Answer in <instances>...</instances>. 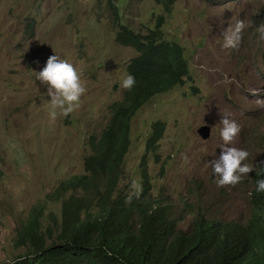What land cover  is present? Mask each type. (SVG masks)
I'll return each mask as SVG.
<instances>
[{"label": "rangeland", "instance_id": "obj_1", "mask_svg": "<svg viewBox=\"0 0 264 264\" xmlns=\"http://www.w3.org/2000/svg\"><path fill=\"white\" fill-rule=\"evenodd\" d=\"M164 14L163 34L185 52L190 77L142 106L131 124V146L117 192L128 195L142 171L153 196L176 208L179 228L198 215L246 222L251 188L264 162V0H178L172 11L152 0H0V264H12L24 248L14 246L17 228L70 175L85 172L91 134L108 125L110 105L123 96V79L137 51L117 42L121 25L146 33ZM252 21L236 48H225L224 31ZM72 63L86 92L68 116L50 117L47 85L36 79L51 55ZM261 88L259 96L249 90ZM223 114L240 126L233 147L247 150L256 166L235 186L220 187L209 161L219 157ZM164 122L157 148L147 141ZM211 126L203 138L198 128ZM191 207L187 209L185 202ZM48 202V201H47ZM60 217V202H48Z\"/></svg>", "mask_w": 264, "mask_h": 264}, {"label": "trees", "instance_id": "obj_2", "mask_svg": "<svg viewBox=\"0 0 264 264\" xmlns=\"http://www.w3.org/2000/svg\"><path fill=\"white\" fill-rule=\"evenodd\" d=\"M171 12L178 0H153ZM158 24L146 33L121 25L119 44L137 55L128 72L135 78L124 98L110 106L111 117L99 137L91 134L85 172L62 180L46 201L33 206L17 228L14 246L25 251L12 264H264V192L256 181L264 179V164L255 173L251 212L246 222L198 215L189 229L179 228L173 203L163 193H149V173L142 171L141 195L117 192L131 146V120L157 93L182 85L190 77L184 48L165 39ZM162 126L156 124L147 150L157 148ZM60 202V217L48 202ZM185 207H191L185 202Z\"/></svg>", "mask_w": 264, "mask_h": 264}, {"label": "clouds", "instance_id": "obj_3", "mask_svg": "<svg viewBox=\"0 0 264 264\" xmlns=\"http://www.w3.org/2000/svg\"><path fill=\"white\" fill-rule=\"evenodd\" d=\"M163 9L166 13H170L169 11L165 10L164 6H163ZM161 15H164V14H161ZM252 23H253L252 21H245L244 19L242 20L239 19L236 21L234 27L230 25L224 31V34H223L224 36L223 47L225 48L238 47L242 40V33L244 32L245 29L251 27ZM162 28H163V24H162ZM257 31L259 33V38L261 40H264V22H261L259 26H257ZM127 71H128V68H127ZM35 74H36L37 80H39L42 84H45L48 86L47 94L51 96L50 117L53 120L57 118L58 114L60 116H68L70 113L75 111L80 106L81 97L85 94L87 89H86L84 82L81 79L82 74L77 70V68L72 63H69L65 59H61L56 54L51 55L48 57L45 67L41 71L36 72ZM186 79H188V77H185V81ZM135 82H136L135 78L132 75L130 74L127 75L123 79L122 84H121V87L124 89L123 96L121 99L116 100V101H121L124 98L125 89L131 90L132 87L135 85ZM174 88H170L166 91L157 93L156 96L159 94H163L164 92H167ZM261 91H262L261 88H252L249 90L250 94H252L253 96H259ZM257 104L259 107L264 108V100L258 99ZM142 106L140 108H142ZM140 108L138 109V111L140 110ZM137 112L135 113V115L137 114ZM135 115L133 116L131 120V124H132V121ZM220 123L222 124L220 135L223 141V143L219 146L221 148V153L218 158L213 159L209 161L208 163L213 171V174L219 177L216 181L218 186L220 187H224L228 185L235 186L241 181L243 176H248V174L251 171H253V169L256 168V166L244 163V161H246L249 156V153L247 150L233 147V146H230V147L228 146V145H231L233 139L240 132V126L234 120L229 119L227 114H223V118L220 121ZM156 124L161 125L162 131H163L164 122L162 120H157L153 123L152 133L155 130ZM162 131H161V134H162ZM152 133L150 134V136L152 135ZM147 144H149L148 141H147ZM261 163L264 164V162H261ZM256 174L260 175V173L257 172V169H256ZM131 187L133 191L130 192L128 196L126 197V203H131L133 196H135L138 199L142 192V189L137 186L135 181L132 182ZM256 191L264 192V179H258L256 181Z\"/></svg>", "mask_w": 264, "mask_h": 264}, {"label": "water", "instance_id": "obj_4", "mask_svg": "<svg viewBox=\"0 0 264 264\" xmlns=\"http://www.w3.org/2000/svg\"><path fill=\"white\" fill-rule=\"evenodd\" d=\"M197 131L203 138L211 136V127L207 124L200 126Z\"/></svg>", "mask_w": 264, "mask_h": 264}, {"label": "bare ground", "instance_id": "obj_5", "mask_svg": "<svg viewBox=\"0 0 264 264\" xmlns=\"http://www.w3.org/2000/svg\"><path fill=\"white\" fill-rule=\"evenodd\" d=\"M126 162V161H125Z\"/></svg>", "mask_w": 264, "mask_h": 264}]
</instances>
